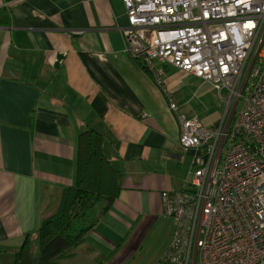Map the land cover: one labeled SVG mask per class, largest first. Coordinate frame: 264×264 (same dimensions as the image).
I'll use <instances>...</instances> for the list:
<instances>
[{
  "label": "crops",
  "instance_id": "obj_1",
  "mask_svg": "<svg viewBox=\"0 0 264 264\" xmlns=\"http://www.w3.org/2000/svg\"><path fill=\"white\" fill-rule=\"evenodd\" d=\"M126 24L123 0H0V264H15L28 236L36 241L57 212L75 183L78 140L88 129L104 136L121 192L60 264H134L151 239L163 241L152 263L160 264L169 249L176 226L164 217L162 194L190 190L207 159L181 148L161 88L127 51ZM161 67L187 116L206 127L225 118L226 93ZM210 104L219 113L211 115Z\"/></svg>",
  "mask_w": 264,
  "mask_h": 264
},
{
  "label": "built area",
  "instance_id": "obj_2",
  "mask_svg": "<svg viewBox=\"0 0 264 264\" xmlns=\"http://www.w3.org/2000/svg\"><path fill=\"white\" fill-rule=\"evenodd\" d=\"M127 51L150 72L180 127L207 159L187 191L164 192L173 240L160 264H264V0H123ZM169 65L211 83L236 119L187 116L164 80Z\"/></svg>",
  "mask_w": 264,
  "mask_h": 264
},
{
  "label": "trees",
  "instance_id": "obj_3",
  "mask_svg": "<svg viewBox=\"0 0 264 264\" xmlns=\"http://www.w3.org/2000/svg\"><path fill=\"white\" fill-rule=\"evenodd\" d=\"M104 136L93 129L78 140L76 176L64 190L57 212L45 219L35 243L28 236L15 264H60L73 256L120 195L118 173L104 153Z\"/></svg>",
  "mask_w": 264,
  "mask_h": 264
},
{
  "label": "rangeland",
  "instance_id": "obj_4",
  "mask_svg": "<svg viewBox=\"0 0 264 264\" xmlns=\"http://www.w3.org/2000/svg\"><path fill=\"white\" fill-rule=\"evenodd\" d=\"M223 96H226V95H223ZM193 107L194 108L197 107L199 109V111H201V109H202L200 106L196 105V102L193 103ZM225 107L227 108V110L224 111V113L226 114L225 117L228 118L230 112L233 111V108L228 109L227 103H226ZM215 109L219 113L218 108H216L212 104H210L209 112L211 113V115L213 114ZM240 109H241V103L238 105V107L235 110V115H234L235 119H236ZM201 117L203 118V116H201ZM162 242H163L162 240H157V239L147 240L144 243V245L140 248L139 253L137 254L138 258L134 264H152L155 261V259H157L159 251L162 248V244H163ZM34 243H35V248H36V242H34ZM158 246H159V248H158ZM6 256H8V255H6Z\"/></svg>",
  "mask_w": 264,
  "mask_h": 264
}]
</instances>
